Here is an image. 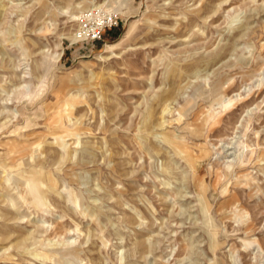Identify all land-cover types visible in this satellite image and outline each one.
<instances>
[{
  "label": "rangeland",
  "instance_id": "1",
  "mask_svg": "<svg viewBox=\"0 0 264 264\" xmlns=\"http://www.w3.org/2000/svg\"><path fill=\"white\" fill-rule=\"evenodd\" d=\"M0 264H264V0H0Z\"/></svg>",
  "mask_w": 264,
  "mask_h": 264
},
{
  "label": "bare ground",
  "instance_id": "2",
  "mask_svg": "<svg viewBox=\"0 0 264 264\" xmlns=\"http://www.w3.org/2000/svg\"><path fill=\"white\" fill-rule=\"evenodd\" d=\"M96 12V11H95ZM82 12H80V14H81ZM92 16V15H91ZM82 18H84V20L85 19H87V18H89L87 15H82V17L80 18V17H77V19H82ZM88 20H90V21H93V19H92V17H90V19H88ZM95 21V20H94ZM112 21V17H106L105 18V21L104 22H102V21H98V22H96L95 24H92L91 23V27L88 25V30L87 31H85L83 34H81L83 37H85V36H87V38H89V37H92V33H90L91 31H94V33H98V31H100L102 28H104V24H108V23H110ZM86 38V37H85ZM117 48V45L115 44V45H110L108 48H107V51H106V54H109V53H114L115 52V49ZM102 57V56H101ZM260 248V247H259Z\"/></svg>",
  "mask_w": 264,
  "mask_h": 264
},
{
  "label": "built area",
  "instance_id": "3",
  "mask_svg": "<svg viewBox=\"0 0 264 264\" xmlns=\"http://www.w3.org/2000/svg\"><path fill=\"white\" fill-rule=\"evenodd\" d=\"M89 26L91 27V25L89 24ZM106 26H104L105 28ZM104 28H102L100 31H98V33H94V31H91L90 33H92V37H89V38H92L93 40H96L97 38H100L101 37V33L102 31L104 30Z\"/></svg>",
  "mask_w": 264,
  "mask_h": 264
}]
</instances>
